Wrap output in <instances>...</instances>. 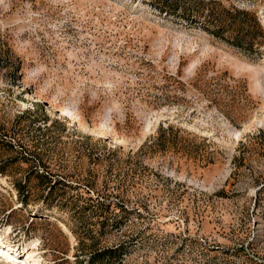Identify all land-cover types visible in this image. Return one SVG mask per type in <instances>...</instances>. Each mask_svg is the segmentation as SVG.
I'll return each instance as SVG.
<instances>
[{
    "label": "rangeland",
    "instance_id": "1",
    "mask_svg": "<svg viewBox=\"0 0 264 264\" xmlns=\"http://www.w3.org/2000/svg\"><path fill=\"white\" fill-rule=\"evenodd\" d=\"M0 264H264V0H0Z\"/></svg>",
    "mask_w": 264,
    "mask_h": 264
},
{
    "label": "bare ground",
    "instance_id": "2",
    "mask_svg": "<svg viewBox=\"0 0 264 264\" xmlns=\"http://www.w3.org/2000/svg\"><path fill=\"white\" fill-rule=\"evenodd\" d=\"M65 228V227H64ZM68 230V229H67ZM70 231V230H69ZM70 234V233H69Z\"/></svg>",
    "mask_w": 264,
    "mask_h": 264
}]
</instances>
